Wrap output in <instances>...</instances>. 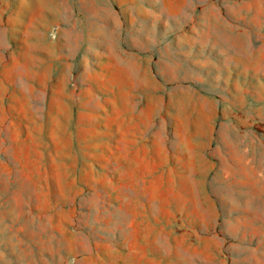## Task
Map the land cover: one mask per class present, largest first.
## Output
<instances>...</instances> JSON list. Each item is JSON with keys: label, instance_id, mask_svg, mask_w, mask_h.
Instances as JSON below:
<instances>
[{"label": "rangeland", "instance_id": "1", "mask_svg": "<svg viewBox=\"0 0 264 264\" xmlns=\"http://www.w3.org/2000/svg\"><path fill=\"white\" fill-rule=\"evenodd\" d=\"M0 264H264V0H0Z\"/></svg>", "mask_w": 264, "mask_h": 264}]
</instances>
